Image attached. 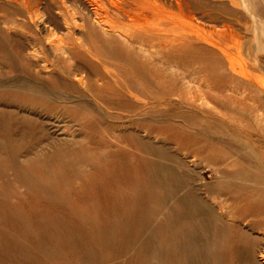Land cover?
Instances as JSON below:
<instances>
[{
  "label": "rangeland",
  "instance_id": "374dc122",
  "mask_svg": "<svg viewBox=\"0 0 264 264\" xmlns=\"http://www.w3.org/2000/svg\"><path fill=\"white\" fill-rule=\"evenodd\" d=\"M173 216L264 264V0H0V264H164Z\"/></svg>",
  "mask_w": 264,
  "mask_h": 264
},
{
  "label": "bare ground",
  "instance_id": "6f19581e",
  "mask_svg": "<svg viewBox=\"0 0 264 264\" xmlns=\"http://www.w3.org/2000/svg\"><path fill=\"white\" fill-rule=\"evenodd\" d=\"M113 1V0H112ZM125 5V4H124ZM120 10H121V8H119ZM119 10V11H120ZM123 10V9H122ZM121 10V11H122ZM124 14H126V12L124 11ZM192 206V205H191ZM172 208V207H171ZM193 208V207H192ZM173 209V208H172ZM181 209V208H180ZM177 210V209H176ZM192 210V209H191ZM191 210H189V212L191 211ZM168 211V210H167ZM184 212H185V210H183ZM171 212V211H170ZM184 212H182V213H184ZM169 213V212H168ZM167 213V217H168V214ZM186 213V212H185ZM184 213V214H185ZM187 214V213H186ZM204 214V213H203ZM171 215V214H170ZM169 215V216H170ZM176 214H174V216H175ZM189 215H190V213H189ZM170 217L168 220H167V226H166V231H167V233L168 234H170V237L169 238H167V243L169 244V245H167V250H168V252L166 253V259H165V263L164 264H172V262H173V260L174 259H176V253H178L179 254V256H178V258H177V261H178V264H182V255H183V252H184V247L183 246H181L180 244V242H179V244H174L173 242H175V241H173V238H174V235H175V233H176V230L177 229H179V228H181V222H180V220L179 219H176L175 217ZM177 216H178V218H179V215L177 214ZM182 216V215H181ZM188 216V215H187ZM183 218V217H182ZM187 218V217H186ZM189 218H191V217H189ZM188 218V219H189ZM184 219V218H183ZM197 220V219H196ZM193 221V220H192ZM194 222V221H193ZM190 229H192V228H189V230ZM189 230H187L188 232H189ZM186 231V230H185ZM173 235V238L171 237ZM181 239V238H180ZM175 240V239H174ZM195 246V245H194ZM216 247V246H215ZM221 248H222V246H221ZM220 248V249H221ZM190 249H192V251H191V253H187L188 254V262L190 263V264H205V263H207V262H202V260L198 257V252H197V250H196V247H193V248H190ZM203 249V248H202ZM215 249V248H214ZM217 250V249H216ZM196 251V252H195ZM202 251V250H201ZM215 255H214V257H213V260L211 261V262H209V263H211V264H224L223 262H222V260L223 259H221V257H220V252L219 253H214ZM238 254V253H237ZM200 255V254H199ZM237 256V255H236ZM155 263V262H154ZM208 263V264H209ZM240 264H242V263H240Z\"/></svg>",
  "mask_w": 264,
  "mask_h": 264
}]
</instances>
